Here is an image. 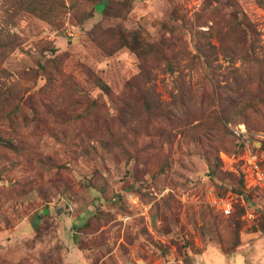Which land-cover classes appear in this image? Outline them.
<instances>
[{
  "label": "rangeland",
  "instance_id": "1",
  "mask_svg": "<svg viewBox=\"0 0 264 264\" xmlns=\"http://www.w3.org/2000/svg\"><path fill=\"white\" fill-rule=\"evenodd\" d=\"M248 151L264 0H0V264H264Z\"/></svg>",
  "mask_w": 264,
  "mask_h": 264
},
{
  "label": "built area",
  "instance_id": "2",
  "mask_svg": "<svg viewBox=\"0 0 264 264\" xmlns=\"http://www.w3.org/2000/svg\"><path fill=\"white\" fill-rule=\"evenodd\" d=\"M233 133L236 137H241L244 133L243 127H236L233 128ZM246 163L251 167L252 172L254 174L255 178V186H262L264 185V170L261 167L257 155H255L253 152L248 151L245 157ZM217 203V202H216ZM219 204V203H217ZM223 205L224 210L227 213L231 212V205L229 203H221Z\"/></svg>",
  "mask_w": 264,
  "mask_h": 264
},
{
  "label": "trees",
  "instance_id": "3",
  "mask_svg": "<svg viewBox=\"0 0 264 264\" xmlns=\"http://www.w3.org/2000/svg\"><path fill=\"white\" fill-rule=\"evenodd\" d=\"M103 87L107 88V85L103 84Z\"/></svg>",
  "mask_w": 264,
  "mask_h": 264
},
{
  "label": "bare ground",
  "instance_id": "4",
  "mask_svg": "<svg viewBox=\"0 0 264 264\" xmlns=\"http://www.w3.org/2000/svg\"><path fill=\"white\" fill-rule=\"evenodd\" d=\"M241 263V262H240Z\"/></svg>",
  "mask_w": 264,
  "mask_h": 264
}]
</instances>
